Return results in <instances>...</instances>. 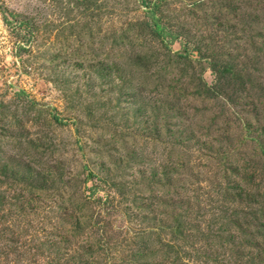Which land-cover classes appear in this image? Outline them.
I'll use <instances>...</instances> for the list:
<instances>
[{"label": "rangeland", "instance_id": "obj_1", "mask_svg": "<svg viewBox=\"0 0 264 264\" xmlns=\"http://www.w3.org/2000/svg\"><path fill=\"white\" fill-rule=\"evenodd\" d=\"M0 264H264V0H0Z\"/></svg>", "mask_w": 264, "mask_h": 264}, {"label": "trees", "instance_id": "obj_2", "mask_svg": "<svg viewBox=\"0 0 264 264\" xmlns=\"http://www.w3.org/2000/svg\"><path fill=\"white\" fill-rule=\"evenodd\" d=\"M227 71V70H226ZM216 91V90H215ZM259 259L262 260V256H259ZM182 261V258L180 257V259Z\"/></svg>", "mask_w": 264, "mask_h": 264}]
</instances>
